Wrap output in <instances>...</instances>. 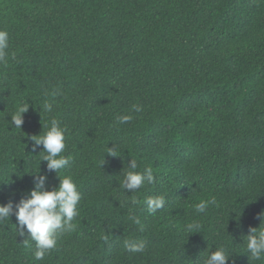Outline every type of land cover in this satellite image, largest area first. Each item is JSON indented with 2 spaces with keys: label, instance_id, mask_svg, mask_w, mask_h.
Listing matches in <instances>:
<instances>
[{
  "label": "trees",
  "instance_id": "obj_1",
  "mask_svg": "<svg viewBox=\"0 0 264 264\" xmlns=\"http://www.w3.org/2000/svg\"><path fill=\"white\" fill-rule=\"evenodd\" d=\"M0 29V204L27 198L38 171L58 186L29 139L53 118L67 129L57 174L81 193L76 229L43 260L14 215L0 224V264H200L220 246L228 264H264L246 252L264 214V0H0ZM131 159L156 177L133 193L120 187Z\"/></svg>",
  "mask_w": 264,
  "mask_h": 264
},
{
  "label": "clouds",
  "instance_id": "obj_2",
  "mask_svg": "<svg viewBox=\"0 0 264 264\" xmlns=\"http://www.w3.org/2000/svg\"><path fill=\"white\" fill-rule=\"evenodd\" d=\"M9 33L7 30L0 29V64L8 63ZM14 58V57H13ZM29 109L28 103L18 106L15 114L11 116L10 124L21 130L24 123L23 114ZM44 112L51 113L53 105L45 103ZM136 112L142 109L133 105ZM131 115H122L117 117L118 124H127L132 120ZM46 128L43 135L32 136L29 139L32 143V151L35 152L42 147L39 154H42L41 161L47 162V170L55 172L59 178L58 186L50 190L46 187L47 174H38L34 177V187L27 198H21L18 203L13 205L12 202L0 204V224L5 223L14 215L16 217V231L19 236L23 237L27 233L28 238L35 242V260H43L45 255L57 246V240L60 236L74 231L77 225L74 220L80 215L79 207L81 202V193L77 184L70 175L61 178L57 173L65 169L69 164V157L62 155L66 149V132L65 127H61L60 122L51 119L50 122L43 126ZM108 154L115 155V147H108ZM40 161V162H41ZM137 162L133 159L128 163V169L122 180L120 187L125 192H136L145 184H154L156 177L151 168H145L142 172L136 171ZM133 204L139 203L135 198ZM147 205L150 214H155L158 210L163 209L166 204L164 195L149 196L143 202ZM216 200H201L196 206L197 213H205L210 205H215ZM261 224L258 228H250L249 235L246 236V252L252 260H264V214L260 217ZM139 224V220L136 221ZM201 225L199 223H188L185 231L189 234L199 233ZM127 251L131 253H144L147 244L144 241H125ZM229 254L223 246L217 247L214 251H208L204 257H200V264H228ZM197 261V260H196Z\"/></svg>",
  "mask_w": 264,
  "mask_h": 264
}]
</instances>
